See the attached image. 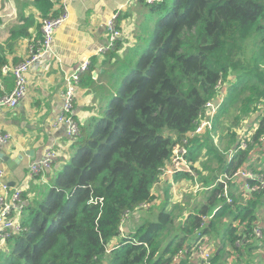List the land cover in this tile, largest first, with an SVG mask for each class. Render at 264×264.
Masks as SVG:
<instances>
[{
    "label": "trees",
    "instance_id": "1",
    "mask_svg": "<svg viewBox=\"0 0 264 264\" xmlns=\"http://www.w3.org/2000/svg\"><path fill=\"white\" fill-rule=\"evenodd\" d=\"M42 1L48 0L36 4ZM140 1L159 14L152 38L143 39L139 57L131 50L120 60L126 67L112 75H121L117 92L111 86L102 96L103 113L96 122L78 124L79 137L66 163L47 183L31 188L33 199L21 195V229L5 240L0 264H172L187 241L195 239L189 243L192 250L231 214L240 221L236 229H226L230 253L250 246L237 247L235 241L253 240V210L223 200L209 221L203 217L205 206L177 226L172 212L161 210L155 222L109 246L126 211L153 203L152 187L172 147L193 131L204 105L218 97V84L225 93L213 120L214 135L225 136V145L219 140L222 151L236 152L227 163L207 133L204 140H191L187 160L197 163V152L206 147L229 174L245 158V151L237 150L244 122L246 149L264 136V0ZM90 65L78 85L84 74L82 80L93 83ZM39 176L34 179L42 182ZM221 191L215 186L206 202H215ZM168 234L173 237L164 243ZM223 252L213 254L210 263L222 264ZM179 264L192 262L186 258Z\"/></svg>",
    "mask_w": 264,
    "mask_h": 264
},
{
    "label": "crops",
    "instance_id": "2",
    "mask_svg": "<svg viewBox=\"0 0 264 264\" xmlns=\"http://www.w3.org/2000/svg\"><path fill=\"white\" fill-rule=\"evenodd\" d=\"M36 1L0 0V96L10 93L14 87L13 75L10 72L4 74L1 71L2 67H11L23 61L29 44L42 39V17L57 14L59 11L58 0L42 1L37 4ZM142 10L140 0H74L68 6L67 20L55 33L52 54L39 60L27 74L28 85L25 97L14 109L4 108L0 111V135H9L6 142H0V156L3 155L9 160L22 157L15 168H9L0 159V195L4 194L2 184H6L8 186L7 198L20 190L21 195L26 194L28 199H33L31 188L40 183H47L48 176L66 163L72 153L73 141L67 136L66 126L56 123L63 103L61 93L64 89V77L82 63L91 62L90 66L93 67L91 77L94 81L92 84L89 81L84 82L82 79L85 74L81 76L72 103V115L81 126L89 121L96 122L103 113L102 96L108 94L111 88L107 80L117 72L120 60L129 56L133 45L136 44V42L132 43L130 37L134 36L136 39L138 30L141 31L142 25L139 21L143 19L140 18ZM113 15L117 17L116 25L122 31V37L118 39L121 42L117 49L101 53L100 49L106 47L108 43L106 24ZM124 35H126V40H124ZM125 67L122 64L121 71ZM245 124L244 122L242 125V134H247L248 126ZM219 140L222 145H225V136L219 137ZM49 150L55 151L57 157L51 168L42 173L40 178L42 182L34 179L36 176L30 178L29 166L41 161L46 151ZM229 151L233 149L220 152L227 157ZM242 151L246 154L240 169L264 177V141L259 140L257 144ZM197 155H199L198 152ZM214 159L216 165L213 168L211 164ZM207 160L208 162L203 165L202 163L197 164L198 171L192 176V181L186 177L188 174L185 173L175 175L164 173L162 176L160 174L158 182L152 187L155 199L151 203L156 204L160 210H154L149 204L146 209L130 212L128 220L122 225L119 236L114 238L109 246L117 244L120 239L129 235H134L143 223L155 222L161 210L175 213V206L182 208L181 203L175 204L185 195L177 194V190L182 188H187L189 192L192 191L195 194L191 201L192 207L197 205L199 210L205 206L208 213L203 217L209 221L218 210L220 204L218 200L223 199L216 196L215 202L207 203L205 197L215 186L219 185L217 180L222 175L230 176L232 172L228 174L224 167L219 168V160L214 153H209ZM168 166L167 163L165 167ZM246 181L244 178H230L226 187L233 199L231 205L235 204L238 207L253 210L254 227L250 235L253 240L250 237L237 239L241 240L238 247L247 243L250 246L242 247L240 254L230 253L226 229L228 226L236 229L240 221V218L235 220L233 214L223 219L224 225L219 224L214 232L211 231L206 235L207 239L202 237V243L207 250L211 251V257L213 254L217 255L221 249L225 251V254L223 252L224 257L223 255L221 257L222 264H264V190L251 194L245 190ZM204 183H207V186ZM203 186L208 187V190H201L205 189ZM219 186L222 187V185ZM186 197L191 198L190 195ZM19 202L24 205L22 199ZM223 203H225L224 200ZM186 207L190 206L185 204L184 209ZM232 210L238 215L237 207L234 206ZM21 216L22 214L19 216V222ZM256 231L261 233L260 238L256 236L254 238ZM171 236L168 234L164 243L168 242ZM194 240L187 241L177 251L172 257V264H179L182 259L186 258L192 264H199L200 261L194 250L189 249ZM4 243V239H0V250L4 248Z\"/></svg>",
    "mask_w": 264,
    "mask_h": 264
},
{
    "label": "built area",
    "instance_id": "3",
    "mask_svg": "<svg viewBox=\"0 0 264 264\" xmlns=\"http://www.w3.org/2000/svg\"><path fill=\"white\" fill-rule=\"evenodd\" d=\"M74 0H58L59 13L57 16H51L45 18L41 22V32L42 39L36 43H30L28 46V51L25 59L14 66H3L1 71L4 74L10 72L14 77V87L12 91L8 94L0 96V111L4 108L14 109L20 101L25 97L27 91V74L28 72L37 64L39 60L48 57L52 54V46L55 38V33L57 30L64 24L67 20V9L68 6ZM148 4L157 2L158 0H145ZM106 30L108 33V43L106 47L100 49L101 53H106L111 51L115 47L116 41L122 37V31L116 26V16H111L106 24ZM88 62L82 63L77 67L73 72L68 73L64 77V89L61 93L62 99V108L58 119L56 120L57 124H64L66 126V133L69 138L75 136L78 130V123L72 115V103L75 98L76 89L78 86L79 75L87 70ZM219 90V95L216 99L208 101L194 123V129L190 132L184 139L179 143L175 144L171 150L170 161L168 167H163L161 169V176L164 173L167 174H178L185 173L190 176H193V170L190 167V164L187 163V154L188 148H190L191 140L207 133L211 136L214 125V118L217 112L219 111L221 104L223 102L225 90H220V85L216 86ZM243 129L242 127L238 131L240 139L238 142L237 150L246 149L247 141L243 138ZM9 139V135L4 134L0 135V142H6ZM264 141V136L260 139ZM235 151L228 152V161L231 160ZM54 153L46 151L43 159L39 162L32 163L29 166L30 177L42 175L44 170H47L50 167L51 161L53 160ZM230 178H244L246 179L245 190L251 194L259 193L264 190V177L261 175H256L250 171H243L240 168H237L232 172L230 176L227 174L222 175L217 183L222 185V191L217 194L219 199H223L225 203L231 205L233 199L230 197L227 191V182ZM2 190L4 194L0 195V239L4 241L9 238L13 233L18 232L21 229L19 216L22 214L23 204L20 201V191L17 190L10 197L7 198L8 186L2 184ZM202 190V189H201ZM199 190V191H201ZM207 190V189H205ZM149 205L142 203L137 209H146ZM129 211H126L121 219L124 223L129 215ZM211 218V217H210ZM254 235L257 238L261 237V233L256 231ZM241 244V240H237L235 245L238 247ZM194 253L198 257V261L201 264H210L211 251L207 250L203 243H198L195 248H193Z\"/></svg>",
    "mask_w": 264,
    "mask_h": 264
},
{
    "label": "rangeland",
    "instance_id": "4",
    "mask_svg": "<svg viewBox=\"0 0 264 264\" xmlns=\"http://www.w3.org/2000/svg\"><path fill=\"white\" fill-rule=\"evenodd\" d=\"M142 9H143L142 10L143 13H142V15H140V18H143V19L139 21V24L142 25L141 31L138 30V33L136 35V39H135L134 36H132L133 38L130 37V39H132L131 41H132L133 44L136 42L135 45L132 44L133 45L132 53H135L137 55V57H139L142 54V52H143V46L141 44V42H143V39H145V38H152L153 31H154V27H155V24H156L157 19L159 17V14L152 13L150 10H147L143 6H142ZM132 33H133V31H132ZM124 37H125L124 40H126V35H124ZM251 56H252V53H250L248 55V57H251ZM122 64H123V61H120L118 63V67H117L118 71L121 70ZM120 80H121V75H114V76L109 77V79L107 80V82L111 86H114L113 89L115 90V92H117V89L119 87ZM221 90H224V89H221ZM79 133H80V131H78L75 136L71 137V140L73 142H75L78 139ZM243 135H245V134H243ZM200 137L202 138V140H204L205 138H208L205 135L199 136L197 138L199 139ZM238 137L240 139V135L239 134H238ZM209 138L211 139L209 142H211V144L213 145V147H216L217 149H220L219 148V144H218L219 134L214 135V133H213L211 136L209 135ZM191 146L192 145L190 144V147ZM189 149L190 148H188V154H189ZM50 151L54 153V157H53V160L51 161L50 167L48 169L51 168L52 163L55 161V159L57 157V153H55V151H53V150H50ZM220 151H221V149H220ZM209 153L210 152L205 147V148H203V152L200 153L197 156V163H193L192 161H188V160H187V163L190 164V167L193 165L194 167H196L198 169V167H199L197 165L198 163H202V165H203V164H205V163L208 162L207 158L209 157ZM188 154H187V156H188ZM225 158L227 160V163H229V162H231V160H232L233 157L229 161H228V156L225 157ZM211 165L214 168V166L216 165V160L215 159L213 160V162H212ZM192 170H193V174H195L194 169H192ZM202 190L205 191V189H202ZM177 192H178L177 193L178 195L179 194H185V195H184V197L178 199L175 202V204L181 203L183 205L182 208L181 207L177 208V206H175L174 207L175 213L172 212L175 226H177L180 223V221L182 220L181 218L185 217L188 214L187 212H197V210H198L197 205L196 206H193V207L191 206L192 197H193V195H195L194 193H192V191L189 192L187 188H185V189L182 188V189L177 190ZM188 195H190L191 198L186 197ZM197 199H198V195H197ZM185 204L189 205L190 207H188V208L186 207V209H184ZM170 206H172V205L170 204ZM150 207H153L154 210H158L159 209V207L156 204H150ZM171 209H173V207ZM182 209H184V210L181 212ZM129 216L130 215H128V218H129ZM128 218H127V220H128ZM122 227H119V231H121ZM224 254H225V251H224ZM226 258H225V261H226Z\"/></svg>",
    "mask_w": 264,
    "mask_h": 264
},
{
    "label": "water",
    "instance_id": "5",
    "mask_svg": "<svg viewBox=\"0 0 264 264\" xmlns=\"http://www.w3.org/2000/svg\"><path fill=\"white\" fill-rule=\"evenodd\" d=\"M26 155H30V154H26ZM0 159L5 162L9 168H15L17 166V164L19 163V160L22 159L21 156H19L17 159H14V160H9L7 157L1 155L0 156ZM219 252V251H218ZM218 254V253H217ZM216 255V254H215Z\"/></svg>",
    "mask_w": 264,
    "mask_h": 264
},
{
    "label": "clouds",
    "instance_id": "6",
    "mask_svg": "<svg viewBox=\"0 0 264 264\" xmlns=\"http://www.w3.org/2000/svg\"><path fill=\"white\" fill-rule=\"evenodd\" d=\"M144 1H145V0H144ZM145 2H146V1H145ZM146 3H147V2H146ZM116 18H117V17H116ZM42 20H43V19H42ZM116 26H117V25H116ZM119 30H120V29H119ZM120 38H121V37H120ZM120 38H119V39H120ZM164 167H165V166H164ZM28 170H29V169H28ZM29 175H30V174H29ZM205 189L208 190V188H205ZM207 190H205V191H207ZM19 191H20V190H19ZM21 194H22V193L20 192V200H21ZM137 210H142V209H137ZM22 211H23V210H22ZM127 218H128V217H127ZM126 220H127V219H126ZM121 221H122V219H121ZM124 223H125V222H124ZM124 223L121 222V226H120V227H122V225H123Z\"/></svg>",
    "mask_w": 264,
    "mask_h": 264
}]
</instances>
